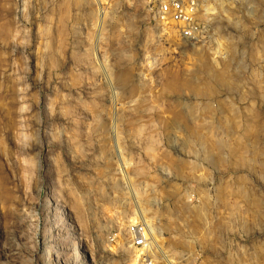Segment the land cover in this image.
Returning a JSON list of instances; mask_svg holds the SVG:
<instances>
[{
  "label": "rangeland",
  "instance_id": "obj_1",
  "mask_svg": "<svg viewBox=\"0 0 264 264\" xmlns=\"http://www.w3.org/2000/svg\"><path fill=\"white\" fill-rule=\"evenodd\" d=\"M154 5L0 0V264H264V0Z\"/></svg>",
  "mask_w": 264,
  "mask_h": 264
},
{
  "label": "built area",
  "instance_id": "obj_2",
  "mask_svg": "<svg viewBox=\"0 0 264 264\" xmlns=\"http://www.w3.org/2000/svg\"><path fill=\"white\" fill-rule=\"evenodd\" d=\"M249 0H154V18L157 23L172 25L179 40L190 45L206 44L210 39V12L217 2L235 8H248ZM129 246L145 251L148 248V236L143 223H134L127 227ZM146 257V254L141 253Z\"/></svg>",
  "mask_w": 264,
  "mask_h": 264
},
{
  "label": "bare ground",
  "instance_id": "obj_3",
  "mask_svg": "<svg viewBox=\"0 0 264 264\" xmlns=\"http://www.w3.org/2000/svg\"><path fill=\"white\" fill-rule=\"evenodd\" d=\"M248 6H249V1H248ZM231 7V6H229ZM235 8V7H234ZM249 9V7L247 8ZM210 12L213 14L217 13H221L223 16L227 17V13H228V5H225L221 2H217L215 7H212L210 9ZM249 13V12H247ZM141 223H143L145 225V227L147 228L146 222L142 221Z\"/></svg>",
  "mask_w": 264,
  "mask_h": 264
}]
</instances>
